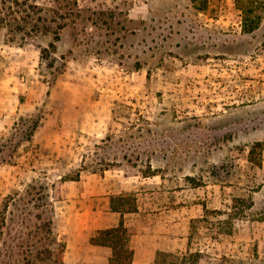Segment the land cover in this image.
<instances>
[{
	"label": "rangeland",
	"instance_id": "rangeland-1",
	"mask_svg": "<svg viewBox=\"0 0 264 264\" xmlns=\"http://www.w3.org/2000/svg\"><path fill=\"white\" fill-rule=\"evenodd\" d=\"M25 1L67 16L59 39L0 30V264H85L122 192L136 264H264V17L243 33L234 0Z\"/></svg>",
	"mask_w": 264,
	"mask_h": 264
},
{
	"label": "trees",
	"instance_id": "trees-1",
	"mask_svg": "<svg viewBox=\"0 0 264 264\" xmlns=\"http://www.w3.org/2000/svg\"><path fill=\"white\" fill-rule=\"evenodd\" d=\"M199 2L196 8L199 10L205 9L206 0H199ZM234 2L240 11L242 32L251 33L257 30L264 17V0H234ZM12 6H19L20 10H14ZM59 9L61 7L46 8L34 2L27 3L25 0H0V30L5 28L11 33L12 36L8 38L9 40H14L16 34H21L20 39L25 40L26 35L35 32H53L54 38L59 39V31L66 26V22L63 20L67 16V14L59 13ZM19 11L24 13L21 15L18 13ZM44 12L54 13V15H46ZM69 13L72 14L73 11ZM51 22L56 23L54 28L50 25ZM50 47H55V43L51 42ZM45 50L42 49V51ZM255 145L262 151L263 144L261 142H257ZM260 155H262V152ZM135 199L133 192L111 195L110 208L120 214L118 223L98 229L90 237L92 244L110 248V264H132L134 256L132 236L134 230L125 224L124 213L137 210ZM52 231L51 229L50 232Z\"/></svg>",
	"mask_w": 264,
	"mask_h": 264
},
{
	"label": "crops",
	"instance_id": "crops-1",
	"mask_svg": "<svg viewBox=\"0 0 264 264\" xmlns=\"http://www.w3.org/2000/svg\"><path fill=\"white\" fill-rule=\"evenodd\" d=\"M126 224V223H125ZM135 236V235H134ZM133 236H132V241H133ZM90 244V247H88L89 249H81L82 251H75V252H79V254H84V256H88L87 259H85V264H110L109 263V256L111 253V250L109 247L107 246H101V245H94V244ZM132 248L134 249V256H133V260H132V264H136L137 262H144V261H138L140 259V256L138 255V251L136 250L135 246H133L132 243ZM155 255H151L150 257H148V261L150 259H154ZM138 259V260H137Z\"/></svg>",
	"mask_w": 264,
	"mask_h": 264
}]
</instances>
